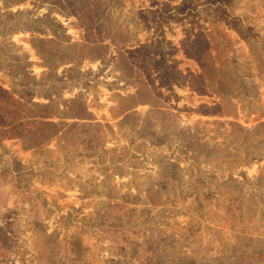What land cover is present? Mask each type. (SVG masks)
I'll return each instance as SVG.
<instances>
[{
    "label": "rangeland",
    "instance_id": "obj_1",
    "mask_svg": "<svg viewBox=\"0 0 264 264\" xmlns=\"http://www.w3.org/2000/svg\"><path fill=\"white\" fill-rule=\"evenodd\" d=\"M3 8L0 85L56 116L36 147L0 141V264H264V0H103L95 31L144 47L160 104L122 115L136 85L116 45L49 57L31 41L80 43V21ZM196 43L217 48L221 90L198 77Z\"/></svg>",
    "mask_w": 264,
    "mask_h": 264
},
{
    "label": "trees",
    "instance_id": "obj_2",
    "mask_svg": "<svg viewBox=\"0 0 264 264\" xmlns=\"http://www.w3.org/2000/svg\"><path fill=\"white\" fill-rule=\"evenodd\" d=\"M26 1L28 0H2V5L4 8H9ZM38 1L40 3L57 6L67 11V13L74 15L81 23L80 27L83 29V40L80 43H69L64 46L62 43H55L54 39L51 38H37L31 41L32 48L36 52L46 51L44 52L45 55L48 54L49 57H58L61 60H99L107 55L109 46H113L114 44L119 48V60L122 63L124 75L133 78L136 85L134 94L120 97V106L118 107L119 115L142 104L160 107V104L157 103V98H154L153 95V84L150 82V70L147 68L142 71L141 67H136L138 62L134 56L140 50L143 52L144 49L142 48L144 47L130 50L126 46V41L123 43L122 39H120L118 44L113 38H108L110 41L105 42L104 37L101 36L102 32L95 31V19H99L104 15V13L102 15L103 0ZM116 32L115 34L118 37L121 34L123 35L118 30ZM40 43L44 45L38 47L37 44ZM202 44L196 43L193 52L191 51L189 54L198 63L200 71L198 77L208 83L210 87H213L214 91L221 90L224 79L217 73L218 68L213 63L215 55L212 54L213 51H216V56L218 55L217 48H210L206 44ZM67 50H70V52H66ZM47 106L43 104L28 105L27 102L19 99L12 92L0 85V141L17 138L23 140L28 146L36 147L50 139L55 127V124L50 122V119L56 115H53V110L47 108ZM81 111L82 109H78V111L74 112V115H77Z\"/></svg>",
    "mask_w": 264,
    "mask_h": 264
}]
</instances>
